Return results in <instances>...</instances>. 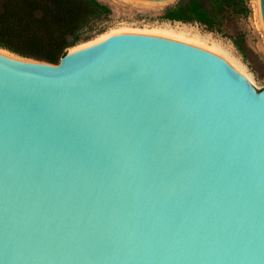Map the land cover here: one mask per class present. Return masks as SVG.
<instances>
[{"label": "water", "instance_id": "95a60500", "mask_svg": "<svg viewBox=\"0 0 264 264\" xmlns=\"http://www.w3.org/2000/svg\"><path fill=\"white\" fill-rule=\"evenodd\" d=\"M0 264H264V89L162 37L0 53Z\"/></svg>", "mask_w": 264, "mask_h": 264}, {"label": "trees", "instance_id": "16d2710c", "mask_svg": "<svg viewBox=\"0 0 264 264\" xmlns=\"http://www.w3.org/2000/svg\"><path fill=\"white\" fill-rule=\"evenodd\" d=\"M230 0H179L161 18L198 22L220 31ZM112 8L101 0H0V48L57 64L69 48L88 37L93 23ZM235 45L242 51L238 40Z\"/></svg>", "mask_w": 264, "mask_h": 264}, {"label": "rangeland", "instance_id": "374dc122", "mask_svg": "<svg viewBox=\"0 0 264 264\" xmlns=\"http://www.w3.org/2000/svg\"><path fill=\"white\" fill-rule=\"evenodd\" d=\"M101 1L112 8V14L107 20L95 21L92 29L86 33L88 38L77 43V45L93 42L103 33L119 32L124 28L136 30L162 23L175 24V22H179L180 25L194 29L200 35L207 36L210 41L216 42L222 50V54L243 69L244 73L240 74L250 80L259 91L264 89V24L260 10V0H230V7L224 12L220 31L211 30L198 22H182L161 18L165 10L174 6L179 0L165 2H145L143 0ZM234 40L239 41L242 51L235 45ZM191 46L225 60L207 49L195 45ZM16 56L23 59H32Z\"/></svg>", "mask_w": 264, "mask_h": 264}, {"label": "bare ground", "instance_id": "6f19581e", "mask_svg": "<svg viewBox=\"0 0 264 264\" xmlns=\"http://www.w3.org/2000/svg\"><path fill=\"white\" fill-rule=\"evenodd\" d=\"M143 1L148 2L149 0H143ZM152 2H156V1H152ZM260 10H261V7H260ZM119 33H135V34H140V35L144 34L147 36L150 35L154 37H162L165 39L167 38L169 40L172 39L177 42L180 41L181 43L183 42V43L195 45L197 47L207 49L210 52L223 57L227 61V63L233 68H235L239 73H242V74L244 73L243 69L239 65H236L235 63H233V61H231L229 58L225 57V55L222 54L221 52L222 50L220 49V47L218 46L216 42L210 41L207 36L200 35L194 29L188 28L184 25H180L179 22H175V24L162 23V24L154 25L152 27H145V28L136 29V30L124 28V29H121L119 32L112 31L108 33H103L99 35V37L95 41L75 45L69 48L68 51L72 52V51H76V50H79V49H82V48H85V47H88L94 44H98L106 40L108 37L117 35ZM0 53L5 54L10 57L19 58L15 54H12L11 52H8L1 48H0Z\"/></svg>", "mask_w": 264, "mask_h": 264}]
</instances>
